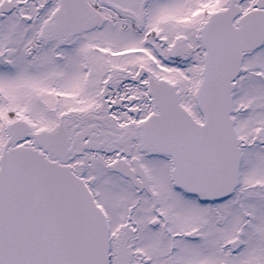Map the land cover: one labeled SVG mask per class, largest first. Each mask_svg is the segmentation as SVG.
Returning <instances> with one entry per match:
<instances>
[{
    "label": "snow or ice",
    "instance_id": "snow-or-ice-1",
    "mask_svg": "<svg viewBox=\"0 0 264 264\" xmlns=\"http://www.w3.org/2000/svg\"><path fill=\"white\" fill-rule=\"evenodd\" d=\"M0 264H264V0H0Z\"/></svg>",
    "mask_w": 264,
    "mask_h": 264
}]
</instances>
